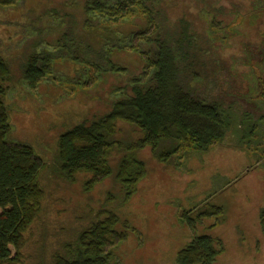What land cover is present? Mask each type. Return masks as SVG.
<instances>
[{
	"label": "rangeland",
	"instance_id": "obj_1",
	"mask_svg": "<svg viewBox=\"0 0 264 264\" xmlns=\"http://www.w3.org/2000/svg\"><path fill=\"white\" fill-rule=\"evenodd\" d=\"M84 2L19 0L16 7H0V56L9 61L13 72L6 98L11 140L30 145L50 165L56 159L57 136L65 126L105 114L114 101L131 92V81L147 84L154 71L143 55L126 47L125 52L112 55L125 71L99 74L94 82L92 67L71 60L65 49L62 53L55 50L64 31L69 32V39L73 33L76 39L94 47L104 38L83 26ZM155 8L159 12L155 27L136 14L126 22H112L111 37L133 36L130 45L153 53L155 36L149 43L140 37L154 34L158 26L161 39L175 38L185 20L193 35L192 52L197 62L188 72L180 63L181 83L194 96L223 106L228 118L226 135L206 151L182 149L165 164L156 159L150 147L137 151L138 158L146 163L147 175L126 206L114 177L86 191V176L78 175L71 183L47 167L41 177L45 191L42 210L28 232L20 264H50L52 254L76 239L103 208L114 209L123 218L129 215L137 228L138 234H130L116 248L119 264H175L177 251L216 221L205 218L195 229L181 221L184 211L195 215L194 209L205 200L221 205L225 211L224 221L213 232L226 241V254L217 264H264V235L257 218L264 208L262 4L260 0H156ZM97 24L95 21L94 26ZM26 50H44L56 58L53 79L43 81L35 90L23 79L21 66ZM85 67L89 73L86 85L83 79L79 81ZM117 125V139L122 143L141 138L133 126L122 122ZM121 156L117 150L112 152L114 170ZM108 193L113 197L112 204L106 200ZM238 214L242 225L232 229Z\"/></svg>",
	"mask_w": 264,
	"mask_h": 264
},
{
	"label": "trees",
	"instance_id": "obj_2",
	"mask_svg": "<svg viewBox=\"0 0 264 264\" xmlns=\"http://www.w3.org/2000/svg\"><path fill=\"white\" fill-rule=\"evenodd\" d=\"M18 1L0 0V7H16ZM260 2L264 10V0ZM155 5L156 0H85L83 26L104 38H100L99 45L94 47L79 41L73 33V38L69 39V32L64 31L57 40L59 47L55 50L62 53L65 49L64 53H70L71 60L93 68L94 82L99 79V74L125 71L123 66L112 60V55L126 47L143 55L147 66L153 67L154 71L147 84L135 79L131 81V92H125L114 101L105 114L65 126L57 136L56 159L52 165L47 164L30 145L11 140L12 126L6 98L13 72L9 61L0 56V264L21 263L28 232L42 210L45 191L41 177L47 167L71 183L78 175L86 176V191L114 177L126 206L136 196L140 182L147 175L146 163L138 158L137 151L150 147L156 159L165 164L182 149L206 151L226 135L228 118L224 115L223 106L217 101L206 102L194 96L181 83L180 63L183 62L184 71L188 72L187 69L191 70L197 60L192 52L193 35L185 20H182L175 38L161 39L158 26L154 28V34L140 37L149 43L151 36H155L153 53L130 45L133 36L117 40L111 37L112 22L123 23L136 14H141L150 27H155L159 16ZM24 17L28 19L27 15ZM95 21L97 27L94 26ZM35 50H26L21 66L23 79L33 90L53 77V60L56 59L44 50ZM87 72L85 67L79 78L85 85L89 79ZM260 120L264 123V114ZM119 122L136 128L141 138L122 143L117 139ZM114 150L122 153L116 170L110 163ZM112 198L108 193L106 200L110 204L113 203ZM194 210L195 215L188 211L181 215V221L190 229H195L205 218L213 217L216 221L208 226L206 232L195 235L177 251L175 264H217L219 258L226 254V241L213 232L224 221V208L205 200ZM258 214V225L264 235V208ZM123 217L114 209L99 210L76 239L65 242L60 251L52 254L50 264H119L116 248L124 244L130 234H138L131 217ZM239 219L241 216L238 214L232 229L242 225Z\"/></svg>",
	"mask_w": 264,
	"mask_h": 264
}]
</instances>
